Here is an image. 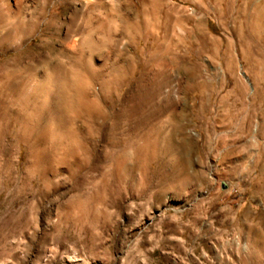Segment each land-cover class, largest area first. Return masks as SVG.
Masks as SVG:
<instances>
[{
  "label": "rangeland",
  "instance_id": "obj_1",
  "mask_svg": "<svg viewBox=\"0 0 264 264\" xmlns=\"http://www.w3.org/2000/svg\"><path fill=\"white\" fill-rule=\"evenodd\" d=\"M104 1L0 0V81L37 86L34 99L44 57L66 63L54 53L75 11L97 64L113 38L130 63L108 94L116 112L129 100V123L91 144L78 121L54 131L0 106V175L15 164L20 213L12 234L0 207V264H264V0Z\"/></svg>",
  "mask_w": 264,
  "mask_h": 264
},
{
  "label": "bare ground",
  "instance_id": "obj_2",
  "mask_svg": "<svg viewBox=\"0 0 264 264\" xmlns=\"http://www.w3.org/2000/svg\"><path fill=\"white\" fill-rule=\"evenodd\" d=\"M61 1L64 4L67 2V0H61ZM86 2H88V1H85L84 4H86ZM41 6H44V5L42 4ZM95 7L98 8V9H104V8H106L105 1L104 0H97V2L95 4ZM83 8L84 7H80L81 10ZM37 9H38V7H37ZM116 9H114V10H116ZM84 10H86V9H84ZM31 12H33V11H31ZM78 12L75 11L73 13V15H74L73 17L74 18H75V15ZM42 15L43 14H41V16ZM39 18H37V19H39ZM74 18L73 19H70V21L68 23L69 24V27H68L69 28V32L63 37V41H64V44H65V48H66L65 50L66 51L65 50H58V51H56L54 53V56L56 58H59L60 60L62 59L64 61H66V63L64 64V62H62V61L60 63H53L51 61V57H49V56H45L44 57V60L42 61V62H44V64L43 63L42 64L45 65V70H44V72L41 73V76H38L37 78L39 80L38 82L39 83L41 82L40 84H44L43 85L44 88L46 87L45 88V92L44 93H40V95L38 97L39 99H34L33 98V96H34L33 94H35V96L37 95V90H38L37 89V86H36L35 90L33 89V91H31L32 92L31 93L29 91H26V89H25V87H26L25 86V83H23L21 81H18V79H12V81H8V82H6V81H0V106L1 107L14 106V107H18V108L20 107V108H23V109H29L30 108L34 112L36 118H38L37 120H39V117L40 118L41 117L43 118V116H46L45 117L46 118V126H45L46 129L54 130V131L57 130L56 128L58 127V125H60L61 123L65 122V121L68 122V123L69 122H73V121H76V122L78 121L80 123V127L78 128V133L76 132L74 134V136H75L76 139H80L79 142L85 143V145H87L89 143L91 144V142H93L92 140L95 139L96 137L99 138V136L101 135V132L104 131V129L105 130H108V131L110 130V133L111 132H114L113 128H115V126L117 124L124 123L129 118V116L128 117L126 116V112H127L126 110L128 108L127 106L129 105V100L128 99L126 101L125 100L124 101H121L122 104H123L122 105V108L123 109H121V110H119L117 112L116 111H113L114 110V102H110L111 100L108 99V94L110 92H112L119 85V82H120L121 77L126 73V71L129 68V64H130L129 63V59L126 57L127 54L129 53V50H128L127 47L124 48L123 45H121L119 47L118 46V43H119L118 40H116V38L115 39L113 38L112 39V42H111L112 45H110L111 46L110 47V49H111L110 54L105 58V60L103 62H101L100 64H97L96 63V59L97 58H95L94 52L92 50H90V49L87 50V51H84V49H83V47L86 46V44L88 45V42H89V33L86 32L82 28L74 27L73 26L74 25ZM81 18H82V16H81ZM107 19H108V17H107ZM21 20H22V17H21ZM21 20H19V21H21ZM27 20H28V18H27ZM33 20H34V17H33ZM102 21H104V20H102ZM53 22H54L53 24H55V21H53ZM105 22H107V21H105ZM31 23H32V21H31ZM45 24H47V22ZM64 25H65V22H64ZM109 26L111 27V25H109ZM90 27H88V28H90ZM56 28H58V27H55V29ZM37 29H38V27H37ZM95 29H97V28H95ZM100 30H102V29H100ZM48 31H49V29H48ZM102 31H104V29ZM34 34H36V33H34ZM19 35H20V33H19ZM51 35H53V34H51ZM104 35H105V33H104ZM21 43H19V44H21ZM50 45L47 46L49 50L50 49H53V48H51ZM18 49H19V47H18ZM75 49H77V50H75ZM53 50H55V49H53ZM24 52H26V51H24ZM97 55L99 56V54H97ZM152 57H154V55ZM123 58H125V59H123ZM153 59H155V58H153ZM17 60H19V59H17ZM39 60L41 62V59H39ZM38 63H39V61H38ZM8 65H9V63H8ZM41 68H43V67H41ZM37 72H38V70H37ZM14 74H16V73H14ZM36 80L37 79H35V82H36ZM34 85H36V84L34 83ZM42 90H41V92H43ZM172 92H173V94L171 95L172 99L173 100L177 99V93L175 91H172ZM37 100L39 101V103H38ZM105 105H108V107H106ZM103 106H104V108H103ZM5 113H7V112H5ZM14 115H13V118L17 122V118L19 119L20 118V115L18 114L16 117ZM2 118L4 119V116ZM30 118L28 120H30ZM132 119H133V117H132ZM150 119H151V117H150ZM141 120H142L141 117H139L138 119H135L136 123H138V124H141L142 123V122H140ZM152 120H153V118H152ZM21 122H25V121L24 120L23 121H20V124H21ZM75 125H76V123H75ZM23 128H25V127H23ZM134 130H136V129H134ZM50 132H52V131H50ZM15 134H16V132H15ZM21 135H18V134L15 135V138H14V141H13L14 145L15 144H18V143H20V142L23 141V136H21ZM0 137L3 138V136H2L1 133H0ZM35 138L38 139L39 137L36 136ZM37 139H36V141H37ZM95 140H94V142H95ZM85 145H83V146L85 147ZM4 147L5 146L2 147V153H3V155L6 152V149ZM87 147H89V146H87ZM34 149L36 150V148H34ZM38 150H40V148ZM41 152H42V150H41ZM69 152H70V150H68V153ZM83 152L85 153V150ZM86 152H87V150H86ZM90 154H93V153H90ZM86 155H88V153H86ZM65 157L69 159V158H72L73 156L70 155V154L69 155L67 154ZM89 157H90V155H89ZM5 158H7V157H5ZM76 160H78V159H76ZM82 160H84V159H82ZM91 162H93V161H91ZM82 165H84V163L82 164V161H80L79 162V165H78V168L79 167H82ZM6 167L8 168L7 170H5L6 168L4 169L6 172L4 171V173L2 175H0V185L2 186V188L0 190V194L2 193L4 195H6V198L5 199L3 198V200L0 203V207L1 208H4V205L5 204H8L7 206H9L8 208L6 207L7 208V210H6L7 212L3 213V216L5 215V220L11 225L10 232L13 234L17 230V221H18L19 215H20V213H19V211L17 209V205H16V203H17V197H18L17 194H16V190L18 188L17 187L18 186V184H17L18 182H17V174H16V171H15V167H16L15 164L13 162L12 163L10 162V163L7 164ZM84 167H86V166H84ZM96 167H97V165H96ZM99 169H101V168L99 167ZM0 171H3V170H0ZM17 171H19V170H17ZM18 178H19V176H18ZM39 180L44 184V186L46 187V189H47L48 192L52 190L51 187L53 186V183H52L53 181H51V179L47 178L46 176H41V177H39ZM53 187L56 189L57 188V185H54ZM15 188H16V190H15ZM22 188H24V187H22ZM19 192H20V190H19Z\"/></svg>",
  "mask_w": 264,
  "mask_h": 264
}]
</instances>
